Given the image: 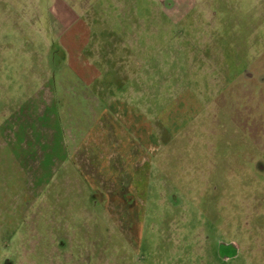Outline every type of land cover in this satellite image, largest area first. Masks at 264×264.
Here are the masks:
<instances>
[{
	"label": "rangeland",
	"instance_id": "1",
	"mask_svg": "<svg viewBox=\"0 0 264 264\" xmlns=\"http://www.w3.org/2000/svg\"><path fill=\"white\" fill-rule=\"evenodd\" d=\"M260 156L264 0H0V264H264Z\"/></svg>",
	"mask_w": 264,
	"mask_h": 264
},
{
	"label": "flooded vegetation",
	"instance_id": "2",
	"mask_svg": "<svg viewBox=\"0 0 264 264\" xmlns=\"http://www.w3.org/2000/svg\"><path fill=\"white\" fill-rule=\"evenodd\" d=\"M264 163V157L260 156V157H256L255 162H254V167L256 169V173L257 174H263L262 172H259L260 169V163ZM238 248L239 247H235L234 245H232L231 242H220L217 245V254L219 255V257L225 261L227 260H231L232 258H234L237 255L238 252Z\"/></svg>",
	"mask_w": 264,
	"mask_h": 264
},
{
	"label": "crops",
	"instance_id": "3",
	"mask_svg": "<svg viewBox=\"0 0 264 264\" xmlns=\"http://www.w3.org/2000/svg\"><path fill=\"white\" fill-rule=\"evenodd\" d=\"M108 78L110 79L109 76H108ZM108 78H107V79H108ZM111 79H112V82H113V81H114V80H113V77H112ZM122 87H123V85H122V86L120 85V88H122ZM103 88H105V87L99 88V89H100L99 93H102V92H103V94H104V91L102 90ZM124 88H125V87H124Z\"/></svg>",
	"mask_w": 264,
	"mask_h": 264
},
{
	"label": "water",
	"instance_id": "4",
	"mask_svg": "<svg viewBox=\"0 0 264 264\" xmlns=\"http://www.w3.org/2000/svg\"><path fill=\"white\" fill-rule=\"evenodd\" d=\"M262 168V166H260V169ZM232 243V245H234L235 247H238V244L235 242V241H233V242H231Z\"/></svg>",
	"mask_w": 264,
	"mask_h": 264
}]
</instances>
